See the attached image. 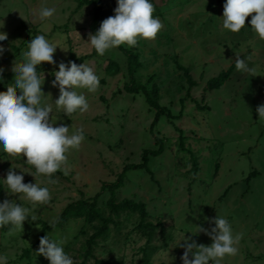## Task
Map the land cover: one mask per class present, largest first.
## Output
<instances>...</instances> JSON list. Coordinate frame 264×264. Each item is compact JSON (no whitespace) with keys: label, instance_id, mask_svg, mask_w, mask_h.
Returning a JSON list of instances; mask_svg holds the SVG:
<instances>
[{"label":"rangeland","instance_id":"rangeland-1","mask_svg":"<svg viewBox=\"0 0 264 264\" xmlns=\"http://www.w3.org/2000/svg\"><path fill=\"white\" fill-rule=\"evenodd\" d=\"M102 1L105 10L114 3ZM164 1L153 3V15L163 25L155 39L99 56L88 43L89 33L100 27L94 24L98 3L0 0V31L8 36L0 42L5 48L0 91L14 83L13 68L23 63L21 54L33 37L59 40L68 50L57 48L56 65L37 66L45 74V102L53 106L54 125L69 126V134L82 128L85 134L79 149L66 154L67 175L56 172L54 183L37 177L50 190L49 203L33 207L19 201V194L8 195L0 182V202L15 200L41 221L27 219L23 231L0 228V254L9 264H50L36 255L47 234L65 241L74 264H183L177 240L185 234L210 246L208 235L193 233L196 226L210 230L217 215L230 221L234 234H243L238 254L222 264H264V121L256 111L264 104V40L253 34L251 15L239 33L223 29L219 18L226 0ZM42 6L56 9L47 33L32 15ZM237 56L247 58L254 76L237 72ZM61 61L84 63L100 76L97 92L78 89L90 104L83 114L68 117L56 110L59 89L52 86L51 73ZM142 87L164 109L159 117ZM161 147L162 154L149 156L152 172L132 168L144 162L145 151ZM0 156V178L26 160ZM23 175L25 183H35L32 175ZM126 199L144 204L145 215L139 209L113 210V203ZM80 201L90 203L71 208L58 221L67 206ZM90 207L110 220L91 218ZM45 224L54 227L46 230Z\"/></svg>","mask_w":264,"mask_h":264},{"label":"clouds","instance_id":"clouds-1","mask_svg":"<svg viewBox=\"0 0 264 264\" xmlns=\"http://www.w3.org/2000/svg\"><path fill=\"white\" fill-rule=\"evenodd\" d=\"M154 11L152 0H117L115 15L104 19L95 34L89 33L88 43L99 56H104L107 51L121 45L134 47L141 39H155L163 25L159 18L154 17ZM32 15L42 24L41 32L47 33V22L56 15V9L42 6ZM249 15L253 34L264 40V0H226L219 20L226 31L239 33L245 28ZM3 27L2 22L0 28ZM7 38V33L0 31V42ZM58 47L68 50L59 40H49L45 34L33 37L27 43V50L21 54L23 63L15 64L13 68L14 83L7 91H0V154H7L9 161H12L11 158L19 160L26 157L17 167L12 166L6 178H0V182L5 185L3 189L8 195L19 194V201H26L33 207L45 205L51 199L49 188L40 186L36 182L37 177L44 176L49 183H54L53 174L56 172L63 171L67 175L66 154L70 150L79 149L85 139L82 128L69 134V126L54 125L50 116L53 106L45 102L42 88L45 74L38 71L37 66L42 62L56 65L54 53ZM4 51L3 44H0V56ZM235 67L238 73L255 75L256 69L249 65L247 58L240 59L237 56ZM51 75L54 76L52 86L59 89V97L54 101L56 110L68 117L89 110L86 95L78 89H85L88 93L97 92L100 76L93 68L84 63L78 65L74 61H61L58 70ZM0 82H3L2 68ZM17 89L20 90L19 95ZM256 111L259 120L264 121V104L258 106ZM21 165L31 166L35 171ZM17 168L21 170L20 174L15 171ZM23 173L32 175L35 183H25ZM30 211L29 207L15 200H3L0 202V228L10 226V233L23 231V224L29 219ZM209 222L214 225L210 230L196 226L195 233L189 232L205 233L212 240L210 246L197 244L185 234L177 240L174 247L184 249L181 257L183 264H222L226 257L238 254L243 234H234L230 221L224 216L217 215ZM64 243L63 239H55L47 234L40 238L36 255H43L50 264H74L73 258L65 252ZM0 264H9V257L0 254Z\"/></svg>","mask_w":264,"mask_h":264},{"label":"trees","instance_id":"trees-1","mask_svg":"<svg viewBox=\"0 0 264 264\" xmlns=\"http://www.w3.org/2000/svg\"><path fill=\"white\" fill-rule=\"evenodd\" d=\"M95 3H98V7L96 8V11H95V16H94V24L95 25H98V18H99V15L101 13V11L104 9V6H103V1L102 0H82V2L80 3V6L81 5H84V4H95ZM121 48V50L125 51L126 52V49L121 45L119 46ZM133 57L130 59V69L134 71V64H133ZM142 89L145 90L146 94L148 95V100L149 102L155 106L156 108L159 109L158 113H157V117H159L162 113H163V108L160 107V105L155 101V99L152 97L150 91L146 88V87H142ZM131 92H136L137 90L134 89L133 87H130L129 89ZM170 115V113H169ZM182 146H184V144L182 143ZM163 148L161 147L159 150H153V151H150V150H147L145 151V154H144V162L143 163H139V164H136V165H132V168H135V169H147L149 171H151V169L149 168V156L152 155V156H159L160 154H162V151ZM152 172V171H151ZM89 201H80V202H76V203H73V204H70L69 206H67L65 208V210L63 211V213L60 215L58 221L60 222L61 220L65 219L68 214H69V211L71 208L75 207V206H80L81 204L82 205H89ZM126 209H139L142 213V215H145L146 213V209H145V206L144 204H138V203H134L132 200H129V199H126L124 201H122L121 203H113V210L114 211H120V210H126ZM88 214L91 218L95 219V218H100L103 222L107 223L110 219L105 217L100 211H97L95 210L94 208H89V211H88ZM29 219L32 220L34 223H41V221L39 220H36L34 218H32L31 216H29ZM154 226V225H153ZM54 226H50L48 224H45V229L48 230V229H52Z\"/></svg>","mask_w":264,"mask_h":264},{"label":"crops","instance_id":"crops-1","mask_svg":"<svg viewBox=\"0 0 264 264\" xmlns=\"http://www.w3.org/2000/svg\"><path fill=\"white\" fill-rule=\"evenodd\" d=\"M165 2L167 1H164V0H152V3H156V4H165ZM117 7V0H114V3L112 5L111 8H108L107 10H102L100 15H99V18H98V24L100 25L101 22L110 17V16H114L115 15V12H114V9Z\"/></svg>","mask_w":264,"mask_h":264}]
</instances>
